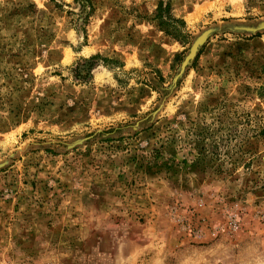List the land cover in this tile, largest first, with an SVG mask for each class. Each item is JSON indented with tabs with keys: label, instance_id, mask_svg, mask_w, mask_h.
Here are the masks:
<instances>
[{
	"label": "rangeland",
	"instance_id": "1",
	"mask_svg": "<svg viewBox=\"0 0 264 264\" xmlns=\"http://www.w3.org/2000/svg\"><path fill=\"white\" fill-rule=\"evenodd\" d=\"M55 1L0 0V264H264V0Z\"/></svg>",
	"mask_w": 264,
	"mask_h": 264
},
{
	"label": "trees",
	"instance_id": "2",
	"mask_svg": "<svg viewBox=\"0 0 264 264\" xmlns=\"http://www.w3.org/2000/svg\"><path fill=\"white\" fill-rule=\"evenodd\" d=\"M52 1L55 2L56 5L60 6L59 4H57L55 0ZM76 1H78L80 5L83 7H86L88 5V7H90V12H91L92 9L91 0H76ZM154 20L156 21L160 30L164 31L167 35L177 39L184 45L190 42L191 36L186 31L185 21L173 15L171 11L170 1H164V0L159 1L158 7L156 9V13L154 14ZM97 58H99V56L95 55L92 56L90 59L94 60ZM104 61L113 62V60L109 58H105ZM261 94L264 95V86H262ZM262 133L264 134V130H262ZM196 135L198 137V142L200 144V150L195 154L194 162L201 163L207 158L209 154L208 148L205 146L206 144L205 142L207 139L212 137V133L209 131L208 128L202 127V129L198 131Z\"/></svg>",
	"mask_w": 264,
	"mask_h": 264
}]
</instances>
